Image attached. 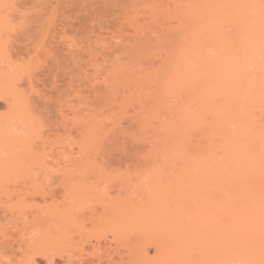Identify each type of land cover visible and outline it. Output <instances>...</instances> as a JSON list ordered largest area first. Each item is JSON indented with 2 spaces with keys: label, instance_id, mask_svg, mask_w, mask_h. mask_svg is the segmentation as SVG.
Here are the masks:
<instances>
[{
  "label": "bare ground",
  "instance_id": "1",
  "mask_svg": "<svg viewBox=\"0 0 264 264\" xmlns=\"http://www.w3.org/2000/svg\"><path fill=\"white\" fill-rule=\"evenodd\" d=\"M17 1L10 3L14 9L8 8L13 16L24 2ZM160 3L150 6L149 16L155 22L157 14L168 19L158 27L162 31L146 39L137 35L130 62L112 66L110 74L120 78L116 84L121 88L122 78L126 89L119 91L128 92L127 100L153 74L159 97L174 101L161 104L167 115L143 117V100L129 116L131 124L115 130L114 136L110 132L123 115L118 116L121 123L114 117L118 124H111L113 119L110 126L115 128L106 125L105 132L95 133L86 125L77 157L66 160L59 152L56 159L51 154L55 170L45 167L60 171L57 177L65 185L68 179L77 181L74 190L64 188L63 204L47 203V195L56 198V189L42 195L43 205L37 195L29 201L11 192L4 185L10 167L0 164V264H37L42 255L48 263L64 257L66 264H264V0ZM102 4L107 7L108 1ZM43 6L23 18L32 20L36 34L52 28L45 14L56 7L48 2ZM3 8L0 22L5 25L12 17ZM165 25L168 34L163 33ZM29 35L23 31L20 37ZM149 44L157 51L148 49ZM148 54L159 56L158 62L147 59ZM107 79L103 90L112 87L114 93L113 77V85ZM147 91L142 95L149 99L152 93ZM112 96L116 99L118 93ZM127 100L120 101L122 109ZM138 134H150L142 152L124 141H137ZM111 136L120 146H107ZM117 154H142L144 170L138 176L108 175L103 165ZM91 201L98 208L83 212ZM52 225L56 230L49 232ZM31 229H40L39 237L18 239V233Z\"/></svg>",
  "mask_w": 264,
  "mask_h": 264
},
{
  "label": "rangeland",
  "instance_id": "2",
  "mask_svg": "<svg viewBox=\"0 0 264 264\" xmlns=\"http://www.w3.org/2000/svg\"><path fill=\"white\" fill-rule=\"evenodd\" d=\"M12 1L14 2V0H0V11L3 7L7 11V13L2 11L1 14L12 13V10L8 9L12 8L14 4ZM102 1L24 0L21 4H17L19 12H17L18 15L16 16L18 17L9 13V17L11 15L12 18L8 17L9 20H6L7 26H5V23L3 25L4 21L0 22L2 24L0 25V44L5 45L2 48L6 47L7 50L4 54L2 48L0 49V164L5 168L10 167V169H7L8 174L5 177L4 185L15 194L25 195L28 200L30 199L29 201L37 195L35 199L40 205L45 203L42 195L53 189L58 190L56 191L58 192L56 200L47 195V203L55 201L58 204H63L65 200L63 196L64 188L74 190L72 186L75 183L77 184V181L74 180V182L72 181L73 184H71L68 179L65 185L62 182L63 180H61L62 178L59 179L57 177L60 171L57 169L56 172L52 170L54 173L50 171V169L55 170V168H51L52 162L50 160H53L54 154L57 159L59 152L63 153L59 157L64 156L66 160H69L67 156L69 158L77 157L78 152L76 151H78L81 142L82 129L84 130L88 126V129L95 130V133L96 131L97 133L99 131L105 132V128L107 130L106 125L110 129L111 126L113 127V125L110 126L112 120L114 119L111 124H114L115 118L123 115L125 118L122 116L123 119L121 117L120 119L125 124L121 123L118 117L117 120L121 124L117 126L119 129L111 127V130H114L111 131L112 133L110 132V135H113L115 130L118 132L120 127L131 124L130 117L134 115L136 109H139V102L147 100L143 110L146 114L142 111V115L145 118L152 116L157 118L156 115L159 117L166 116L167 114L164 113H167V111L165 112L167 107H163L166 106L163 101L168 99L166 103L170 106L174 103V101L169 100L171 99L170 97L165 100L159 97L153 74L150 75V79H148V76L144 77L142 81L143 87L132 99L128 98L129 100L126 99L128 95L124 96L128 92L122 95V90L119 91L121 87L116 84L120 78L119 80H114V71L110 74L118 63L130 62L129 58H132L136 37L142 35L139 38H151L150 36H154L155 30L156 34L162 31L160 29L163 28L164 24L161 25V23H165L168 19H161L159 18L160 14H157L155 22V20H150L149 13L150 6L154 2H156V5H160V2L166 0H107V7L103 6ZM47 2L49 6L56 7L55 11L45 14L46 23L52 28L49 29V33L46 31L36 34L30 22L32 20L29 18L30 20L27 19V22H29L26 23L23 18L33 16L43 6V3L46 4ZM164 28L163 33L168 34L170 30L167 29V25ZM151 29L152 32H150ZM23 31L28 32L30 35L20 37ZM150 44L149 47L148 45L145 47L149 49ZM71 48L73 49L71 50ZM156 49L150 48V50ZM148 55L146 56L147 59L152 60L150 58L155 57L157 59L153 58L154 61L158 62L159 56L156 57V54L155 56L153 54L152 56L151 54ZM90 79H93V82H90ZM106 79L110 85H113L112 82H114V86L116 85L118 88H114L116 89V94L115 92L113 93V89L110 90L112 87L107 88L112 91L110 92L111 94H108V90H103ZM111 79L112 82L110 81ZM121 82L123 83L122 78ZM122 83H120L121 86L123 85L121 89L125 92L124 89L126 88L124 83ZM144 91L149 94L152 93L151 99H146L147 95H142ZM117 93L119 98L116 96ZM110 95L117 97L115 99L112 96L115 99V101L113 100L115 103L110 101V99L112 100ZM16 96L21 102H18ZM159 98H161V103ZM125 99L127 103L125 106L123 105L124 108L122 109L120 104ZM116 101L118 103L122 102L118 104ZM113 104L114 107H112ZM119 107L124 114L119 111ZM113 109H119L116 110L119 113ZM128 118L130 121L126 123L125 120ZM117 120V123L115 122L116 125L118 124ZM135 132L137 131L134 130ZM129 135L132 136V134ZM113 136L108 139L109 144L106 142L107 146H112L110 142L114 143L113 147L115 144V147L120 146L121 141L119 142L118 140L116 142L114 139L116 143L113 142ZM149 136L150 134H138L135 135V137L139 138L137 141L134 138H128V141L125 138L120 140L125 139L124 141L129 143L127 144L128 147L137 148L142 152L141 150H144ZM63 145L66 146L63 147ZM64 150L66 151L64 152ZM67 150L70 151L68 152ZM44 159L46 162L43 161ZM48 161L51 163H48ZM47 164H50L48 166L50 169L47 166V168L45 167ZM144 165L145 160L142 154L136 157L117 154L110 160L106 158L103 167L107 168L106 172L108 175L118 176L122 173L133 172L134 176H138L140 171L144 170L141 169V166ZM90 203H92L93 207ZM96 203L95 201L89 202L88 204L91 207L86 208L89 206L86 205V211L84 210L83 212L96 210L98 208ZM2 227L0 225V232H2ZM17 229L15 230L17 231ZM53 229L55 228L52 225L49 232H52ZM39 230L21 231L18 233V239L20 238L24 242L25 238L26 240L32 239L33 235L39 237ZM34 236L33 238H35ZM90 236L94 241V233H91ZM151 254H153V251ZM36 263L66 264V259L64 257H55L53 263H48V258L42 255L36 258Z\"/></svg>",
  "mask_w": 264,
  "mask_h": 264
}]
</instances>
